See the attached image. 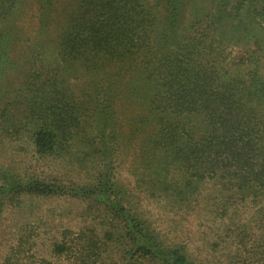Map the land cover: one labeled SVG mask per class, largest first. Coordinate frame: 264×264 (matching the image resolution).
<instances>
[{
	"label": "trees",
	"instance_id": "trees-1",
	"mask_svg": "<svg viewBox=\"0 0 264 264\" xmlns=\"http://www.w3.org/2000/svg\"><path fill=\"white\" fill-rule=\"evenodd\" d=\"M38 1L43 13L40 28L46 29L51 8L45 7L52 0ZM156 1L161 12L157 2L148 5L144 0H79L60 27L54 64H38L34 47L27 45V70L15 86L3 80L13 43L9 18L23 0H0V134L16 137L27 129L38 154L61 152L82 129L87 105L94 101L97 131L105 146L104 141L115 136L118 88H125L127 97L135 95L137 101L148 103L146 116L156 117L157 127L149 134L152 148L161 153V162L156 163L184 167L180 199L190 198L207 182L228 192L235 189L243 197H264V77L254 68L235 74L223 65L226 32L244 36L247 31L241 27L248 14L242 12L246 0L238 1L233 14L223 0L205 20L197 21L200 28L192 34L182 22L187 0ZM255 42L260 46L264 38ZM248 57L245 61L253 55ZM79 67L93 82L88 102L77 98L64 77L76 74ZM9 179L13 178L0 176V192L10 187ZM97 186L118 211L107 192L112 186L103 181ZM23 190L45 192L47 186L30 184ZM125 221L124 235L137 258L197 264L182 246L162 242L135 214ZM112 236L107 231L103 238ZM66 244L64 237L55 244L56 252L69 251ZM104 244L98 238L87 240L72 252L76 263L96 264Z\"/></svg>",
	"mask_w": 264,
	"mask_h": 264
},
{
	"label": "rangeland",
	"instance_id": "rangeland-1",
	"mask_svg": "<svg viewBox=\"0 0 264 264\" xmlns=\"http://www.w3.org/2000/svg\"><path fill=\"white\" fill-rule=\"evenodd\" d=\"M78 1L52 0L45 7L51 8L46 13V29L40 28L43 13L38 0L17 4L9 18L14 31L5 84L22 82L27 45L34 47L38 64H54L60 27ZM144 1L148 5L159 2ZM238 1L226 0L227 12L233 14ZM187 2L182 22L192 34L194 28H200L197 21L205 20L223 0ZM158 4L156 10L161 12ZM243 5L242 12L248 14L241 27L247 31L245 37L226 32L223 65L235 74L254 68L264 77V44L255 42L264 38V0H246ZM229 18L231 21L234 15ZM249 54L253 58L245 61ZM65 74L77 98L88 102L91 75L82 67L76 74ZM118 90L115 136L104 141L105 146L97 131L94 101L86 104L82 129L61 152L38 154L27 129L16 137L0 134V176L13 178L10 187L0 192V264H79L72 252L91 238L105 243L96 264H158L132 255L134 245L124 235V224L134 214L166 245L182 246L197 264H264V197H243L235 189L228 192L207 182L190 198L180 199L184 167L157 164L161 153L149 143V134L157 127L156 117L146 116L148 103L137 101L135 95L127 97L125 88ZM100 181L112 186L107 192L117 202L118 211L112 210L100 192ZM30 184L47 186V191L23 190ZM107 231L113 232L109 240L103 238ZM64 237L69 251L57 253L55 244Z\"/></svg>",
	"mask_w": 264,
	"mask_h": 264
}]
</instances>
